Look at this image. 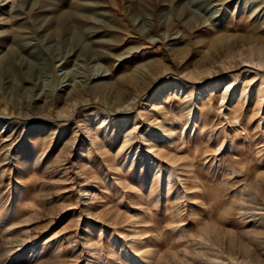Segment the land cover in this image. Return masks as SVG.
<instances>
[{
	"label": "rangeland",
	"instance_id": "1",
	"mask_svg": "<svg viewBox=\"0 0 264 264\" xmlns=\"http://www.w3.org/2000/svg\"><path fill=\"white\" fill-rule=\"evenodd\" d=\"M5 1L66 33L0 83V264H264V0Z\"/></svg>",
	"mask_w": 264,
	"mask_h": 264
},
{
	"label": "bare ground",
	"instance_id": "2",
	"mask_svg": "<svg viewBox=\"0 0 264 264\" xmlns=\"http://www.w3.org/2000/svg\"><path fill=\"white\" fill-rule=\"evenodd\" d=\"M5 2L6 4H8L9 2L14 1L6 0ZM36 5H38L37 0L34 1L30 10L33 11ZM0 7H2L1 3ZM16 12L17 13L13 18L14 24L16 22V29L13 36L9 37L4 32L0 34V45L8 49V52L6 54L0 56V83H5L7 81V86L10 87L15 80V77L21 76H24L27 79L26 81L31 80L33 83L45 82L49 77V72L51 69V49L53 36L54 34H56L59 37L60 35L64 34L66 27L64 25V20H60L56 27H53L52 19H50L52 16L50 2H45L41 5L39 17L36 19L30 18V11L27 12L26 10V12H22L21 9H18V11ZM26 51H29V53L26 57H23V54ZM70 57L78 59V57L80 56L79 54H70L65 57H57L56 62L58 66L65 64L70 59ZM22 79L23 78H20V80ZM68 86L69 85H67L66 87ZM263 91L264 89L260 86L258 92L261 93ZM77 112H79L78 109L76 110V113ZM160 172L161 170H159V173Z\"/></svg>",
	"mask_w": 264,
	"mask_h": 264
}]
</instances>
